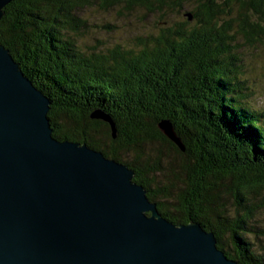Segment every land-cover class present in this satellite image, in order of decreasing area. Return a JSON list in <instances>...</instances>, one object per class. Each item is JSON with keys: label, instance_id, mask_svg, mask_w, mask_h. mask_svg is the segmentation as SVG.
Here are the masks:
<instances>
[{"label": "trees", "instance_id": "trees-1", "mask_svg": "<svg viewBox=\"0 0 264 264\" xmlns=\"http://www.w3.org/2000/svg\"><path fill=\"white\" fill-rule=\"evenodd\" d=\"M92 7L159 26L128 46H87ZM240 41L264 42V0H12L0 20V43L50 99L54 137L124 163L162 216L199 222L239 264H264V108L248 100Z\"/></svg>", "mask_w": 264, "mask_h": 264}, {"label": "water", "instance_id": "water-1", "mask_svg": "<svg viewBox=\"0 0 264 264\" xmlns=\"http://www.w3.org/2000/svg\"><path fill=\"white\" fill-rule=\"evenodd\" d=\"M49 110L0 43V264H239L199 222L162 216L127 165L54 137ZM90 117L116 136L109 115ZM158 128L184 151L169 121Z\"/></svg>", "mask_w": 264, "mask_h": 264}, {"label": "rangeland", "instance_id": "rangeland-1", "mask_svg": "<svg viewBox=\"0 0 264 264\" xmlns=\"http://www.w3.org/2000/svg\"><path fill=\"white\" fill-rule=\"evenodd\" d=\"M83 13L86 15L88 19L87 22L90 24L91 29L95 30V32H93L92 34H85L81 36V40H84L87 46H92L94 43H96L94 42V39L98 37H100V39L105 44H111L114 41L115 42L124 41L126 43L124 45L128 46L132 42L131 40H133V38H135L136 36H140L149 33L153 30H156V28L159 26V24H156L155 20L154 21L151 20L149 15H146L143 12L139 13V10L134 11L130 14L129 12L126 13V11L120 12V9L118 7H114V8L111 7L106 10L100 9V7L99 8L92 7L84 10ZM179 19H181V17H179ZM105 24H108L109 27L105 26ZM81 40L79 39L78 41ZM130 46L134 47L133 45ZM238 46L240 48V55L242 57L241 75L243 80H245V86H247L249 89L248 93H250L248 100L256 108L263 109L264 108V42L261 41L260 43L251 46L243 41H240ZM93 111H102V110L93 109L89 111V117ZM90 119L92 118L90 117ZM93 120L103 121L101 119H93ZM110 133L112 136V132ZM180 142L182 143V141ZM153 187L155 186L153 185ZM227 198L232 201V198L229 195L227 196ZM231 206H229V209L232 208ZM224 240L225 243H227V245L231 243L230 239H228L227 237L224 238Z\"/></svg>", "mask_w": 264, "mask_h": 264}]
</instances>
